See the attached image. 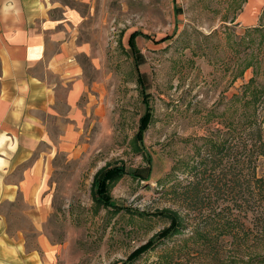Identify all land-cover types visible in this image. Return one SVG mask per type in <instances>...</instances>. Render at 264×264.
<instances>
[{
    "label": "rangeland",
    "instance_id": "obj_1",
    "mask_svg": "<svg viewBox=\"0 0 264 264\" xmlns=\"http://www.w3.org/2000/svg\"><path fill=\"white\" fill-rule=\"evenodd\" d=\"M48 1L85 46L82 115L32 203H0V264H218L171 188L264 85V0ZM174 220L185 228L167 238ZM263 256L264 244L221 264Z\"/></svg>",
    "mask_w": 264,
    "mask_h": 264
},
{
    "label": "crops",
    "instance_id": "obj_2",
    "mask_svg": "<svg viewBox=\"0 0 264 264\" xmlns=\"http://www.w3.org/2000/svg\"><path fill=\"white\" fill-rule=\"evenodd\" d=\"M48 0H0V203H31L55 150L77 134L85 86L73 16ZM74 17V16H73Z\"/></svg>",
    "mask_w": 264,
    "mask_h": 264
},
{
    "label": "trees",
    "instance_id": "obj_3",
    "mask_svg": "<svg viewBox=\"0 0 264 264\" xmlns=\"http://www.w3.org/2000/svg\"><path fill=\"white\" fill-rule=\"evenodd\" d=\"M137 34L130 35V46ZM250 101L251 110L220 121L218 137L196 151L189 176L171 188L191 219V238L218 264L226 252L242 255L264 244V85ZM148 117L145 111L141 123ZM174 221L167 238L185 228Z\"/></svg>",
    "mask_w": 264,
    "mask_h": 264
}]
</instances>
